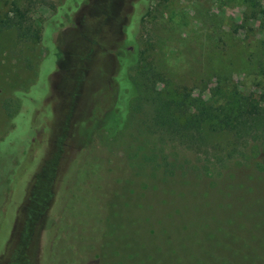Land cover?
<instances>
[{"label":"rangeland","instance_id":"obj_1","mask_svg":"<svg viewBox=\"0 0 264 264\" xmlns=\"http://www.w3.org/2000/svg\"><path fill=\"white\" fill-rule=\"evenodd\" d=\"M42 1L30 22L41 39L0 29V145L27 168L0 210V264H41L55 198L94 136L125 165L103 198L99 264H126L121 252L131 237L143 244L146 229L155 231L151 222L181 205L220 207L224 198H241L244 182L264 184L254 169L255 161L264 167V154L248 153L252 142L241 143L244 157L233 150L232 133L204 126L183 138L163 134L154 121L156 105L168 99L221 105L233 90L264 89L257 65L264 0ZM14 3L27 1L0 0V13ZM135 50L141 61L127 72L140 94L129 99L124 119L115 103L130 92L122 63L124 52ZM113 111L115 132L102 128ZM183 114L175 111L177 122Z\"/></svg>","mask_w":264,"mask_h":264},{"label":"trees","instance_id":"obj_2","mask_svg":"<svg viewBox=\"0 0 264 264\" xmlns=\"http://www.w3.org/2000/svg\"><path fill=\"white\" fill-rule=\"evenodd\" d=\"M26 1L23 8L14 3L8 13H0V29L16 28L21 38L41 39V28L30 22L34 6L42 0ZM257 9L259 26L264 32V3ZM124 54L123 58L128 61L121 63L130 92L122 101L117 96L115 105H119L116 109L126 118L129 99L140 94L139 84L128 76L127 69L137 66L141 58L138 50ZM262 54L257 65L264 78V39ZM158 83L160 81L153 85ZM229 95L227 103L221 105L202 101H198L199 105L194 102L187 104L174 99L160 102L155 107L156 127L163 134L175 132L176 136L184 138L189 132L192 136L198 135L204 126H209L215 133H232L233 150H242L244 154L241 156L246 157L247 152L264 154V89L250 95L233 90ZM183 108L184 120L177 122L175 111ZM116 123L117 116L113 111L102 128L110 124L115 132ZM243 142L255 145L245 153ZM104 146L100 136H94L91 144L77 157L66 188L58 192L48 217L50 223L44 234L41 264L101 263V234L107 219L104 210L107 204L103 198L111 191L119 171L125 166L117 163V158ZM26 169L0 145V210L10 202L13 190L21 182ZM254 169L264 173L259 161L254 162ZM242 187L241 198L237 194L232 199L224 198L220 207L185 204L176 215L164 216L159 223L152 221L151 226L156 232L150 233L147 228L143 244L131 237L122 249L121 259L126 260V264H264V184L253 186L248 181ZM189 212L191 217L183 220L182 217ZM54 242L60 248L52 253Z\"/></svg>","mask_w":264,"mask_h":264}]
</instances>
